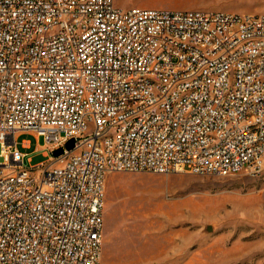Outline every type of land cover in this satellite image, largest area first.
<instances>
[{"label": "built area", "instance_id": "2783aa9c", "mask_svg": "<svg viewBox=\"0 0 264 264\" xmlns=\"http://www.w3.org/2000/svg\"><path fill=\"white\" fill-rule=\"evenodd\" d=\"M242 169H264V13L0 0V264H101L110 172Z\"/></svg>", "mask_w": 264, "mask_h": 264}, {"label": "rangeland", "instance_id": "374dc122", "mask_svg": "<svg viewBox=\"0 0 264 264\" xmlns=\"http://www.w3.org/2000/svg\"><path fill=\"white\" fill-rule=\"evenodd\" d=\"M121 7L264 13V0H116ZM23 142L24 143L23 146ZM24 167L48 163L44 136L17 138ZM101 264H264V169L230 176L113 171Z\"/></svg>", "mask_w": 264, "mask_h": 264}, {"label": "water", "instance_id": "95a60500", "mask_svg": "<svg viewBox=\"0 0 264 264\" xmlns=\"http://www.w3.org/2000/svg\"><path fill=\"white\" fill-rule=\"evenodd\" d=\"M73 145H74V140H73V139H70V140H68V141L66 142V144H65V148H66V149H71V148L73 147ZM62 152H63V148H62V147H59V148H57V149H54V150L52 151V154H53L54 156H57V155L61 154Z\"/></svg>", "mask_w": 264, "mask_h": 264}, {"label": "crops", "instance_id": "0c3cea01", "mask_svg": "<svg viewBox=\"0 0 264 264\" xmlns=\"http://www.w3.org/2000/svg\"><path fill=\"white\" fill-rule=\"evenodd\" d=\"M24 133H18L17 134V138H18V136H20V135H23ZM23 144V146H24V143H22ZM18 148V147H17ZM23 153V152H22ZM44 154H45V151H44ZM41 163V162H40Z\"/></svg>", "mask_w": 264, "mask_h": 264}]
</instances>
